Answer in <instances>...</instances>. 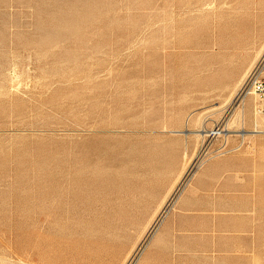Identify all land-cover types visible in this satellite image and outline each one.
Instances as JSON below:
<instances>
[{"label":"rangeland","instance_id":"rangeland-1","mask_svg":"<svg viewBox=\"0 0 264 264\" xmlns=\"http://www.w3.org/2000/svg\"><path fill=\"white\" fill-rule=\"evenodd\" d=\"M263 51L264 0H0V264H264V134L230 102ZM228 155L254 170L247 253L172 224Z\"/></svg>","mask_w":264,"mask_h":264},{"label":"crops","instance_id":"crops-1","mask_svg":"<svg viewBox=\"0 0 264 264\" xmlns=\"http://www.w3.org/2000/svg\"><path fill=\"white\" fill-rule=\"evenodd\" d=\"M245 161L241 155H228L202 167L173 217L172 224L179 233H203L213 239L225 234L227 249L241 253L252 250L259 228V199L251 175L254 170Z\"/></svg>","mask_w":264,"mask_h":264},{"label":"bare ground","instance_id":"bare-ground-1","mask_svg":"<svg viewBox=\"0 0 264 264\" xmlns=\"http://www.w3.org/2000/svg\"><path fill=\"white\" fill-rule=\"evenodd\" d=\"M264 56V51L261 53V55L258 57V59L255 61V63L253 64L252 67H250V70L248 71V73L246 74V76L244 77V79L239 82H241L239 84V86L237 87V89L235 90V92L233 93L232 97L230 98V102H232L233 100H235L236 95L238 94V92L240 91V89L242 88L245 80L247 79V77L249 76L250 72L255 68V66L263 59ZM263 74H264V66H263ZM237 85V84H236ZM251 97L253 98L255 105H254V121L252 124V129H245V127H241L237 132H234L235 135L241 136L243 139H245L247 136L249 135H257V134H264V124H261L260 121L262 119H264V113H263V108H264V100L256 93L251 92L250 94L246 95L241 101L240 103H237V107H241L246 100ZM243 114V113H242ZM241 116V113L237 112V117L239 118ZM234 133L232 132H228V131H213V130H207L205 128H203L202 130H199L197 133L198 137H205V136H210V135H221L224 134L226 136H232L234 135ZM225 136V137H226ZM187 161V160H186ZM129 260V258H128ZM127 260V261H128Z\"/></svg>","mask_w":264,"mask_h":264},{"label":"built area","instance_id":"built-area-1","mask_svg":"<svg viewBox=\"0 0 264 264\" xmlns=\"http://www.w3.org/2000/svg\"><path fill=\"white\" fill-rule=\"evenodd\" d=\"M263 62L264 58L250 72L242 88L240 89L241 96H246L253 92L258 94L264 100V76L262 71L264 65ZM262 111L264 113V108Z\"/></svg>","mask_w":264,"mask_h":264}]
</instances>
